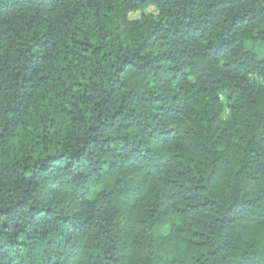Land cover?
<instances>
[{
	"label": "clouds",
	"instance_id": "9594fccd",
	"mask_svg": "<svg viewBox=\"0 0 264 264\" xmlns=\"http://www.w3.org/2000/svg\"><path fill=\"white\" fill-rule=\"evenodd\" d=\"M149 7L154 14L145 12ZM178 12L175 2L165 0H146L136 9L124 0H0V168L9 170L0 211L18 215L31 202L33 208L47 205L45 211L65 221L43 232L21 220L32 238L15 237L27 246L11 264H264V87L254 89L257 80L264 85V71L249 62L251 52L264 59V0H244L220 14L218 32L234 17L255 23L218 62L211 53L199 54L206 41L181 55L171 32L158 39L154 22L175 20ZM81 15L93 18L111 40L108 49L119 55L103 68L95 65L90 107L73 110L70 122L57 107L49 119L48 111L41 112L46 105L34 101L50 94L47 78L56 53L71 36L69 21ZM43 40L50 43L41 48ZM180 47L185 49L183 41ZM241 64L246 66L231 71ZM153 72L161 82L176 77L160 89L167 99L155 119L161 110L143 99ZM221 96L228 97L225 104L212 103ZM25 119L42 133L39 150L36 132L27 133V144L17 135L27 131L20 128ZM21 153L25 159L17 163L12 157ZM229 153L233 158L225 166ZM65 158L74 171L62 166ZM68 183L86 190L73 196ZM141 187L148 191L137 200ZM42 188L43 197L37 195ZM125 188L128 202L114 199ZM193 204V214L180 215ZM122 209L138 217L135 231L124 228ZM8 231L18 229L10 225ZM0 264H10L9 257H0Z\"/></svg>",
	"mask_w": 264,
	"mask_h": 264
},
{
	"label": "trees",
	"instance_id": "16d2710c",
	"mask_svg": "<svg viewBox=\"0 0 264 264\" xmlns=\"http://www.w3.org/2000/svg\"><path fill=\"white\" fill-rule=\"evenodd\" d=\"M91 2L92 0H89V4H91ZM145 2L146 0H124V3L132 9L138 8L140 5L145 4ZM169 2H175L176 6L179 8L176 19L172 21L161 19L160 21L154 23L158 24L157 32L161 33L160 36H158V39H164L167 32L172 33V36L176 38L175 47L179 48L181 55H183L184 51H191V44L198 42L203 44V42L206 41L207 43L200 48L199 54L202 58H205L211 53L212 62H218L219 59L227 55L228 52L232 50V45L238 39V34L246 28L249 23H255V18L251 21L245 20L241 23L239 17H234L231 22L224 24L222 30L219 32L217 31V29L221 27L219 22L220 14L225 11H231L233 8L241 5L244 0H165V3ZM149 9L153 10V12L149 14L155 13V9L151 7L146 8L145 12ZM69 23L72 24V28L70 29L71 36L59 46V51L56 53L55 60L53 61L55 66L52 67L51 75L47 78L51 87L48 88L46 92L50 94L47 95V99H45V96L42 95L38 101H34V103H42L46 105L41 109V112L48 111L49 119L55 115L56 108L59 107L60 113L66 117V122H70L73 119V110H84L86 106H91V92L95 87L93 77L99 75V69H97L95 65H100L101 68H103L104 62L107 59L110 58L114 60L116 55H119V50L114 53L108 49V46L111 44V40L108 35L104 34L103 31H98V29L93 26L95 23L93 18L81 15L79 18L71 19ZM125 23H127V20ZM177 25H182V27H176ZM173 27H176V31L172 30ZM182 41L186 45L185 49L180 47ZM49 43V40H43L40 47L44 48L49 45ZM153 43H155V41H153ZM260 46L264 47V35L261 36ZM33 55H35V53H33ZM98 56L99 59H97ZM257 57V52H251V55L249 56L250 66L264 71V59H257ZM70 61L71 64L69 63ZM242 66L246 65H236V68L231 69V71L235 72ZM57 68H59V72H57ZM194 70L202 71L201 68L195 65ZM17 75H19V73H17ZM186 75V73L181 74V78H184ZM156 76L157 73L153 72V78L144 89L148 95L143 97L146 102L155 103L161 110L160 112L153 114V119H155L157 115L162 114L163 102L167 99L164 96V92L160 91V89L175 82L176 79V77L173 76L170 81L161 82L160 79L155 78ZM45 79V76H40L41 81H44ZM133 86H135V81L133 82ZM225 87L227 86L222 85V89ZM262 87H264V85L257 80L254 89L258 90ZM81 89L83 91H81ZM153 91L156 93L155 96L152 95ZM172 99L174 100L175 96H173ZM227 99L228 97L224 98L223 96L220 98L216 97L213 98L212 103L215 104L216 102H219L223 105L226 103ZM77 101H79V103ZM185 103H187V101H185ZM229 114V111L225 109L224 116L227 118ZM57 119H59V117H57ZM41 127H48V125L41 122ZM20 128L27 130H18L17 132L18 136L24 137L25 144L31 142V138L27 135V133L36 132L35 141L37 150L43 147V141L41 140L42 133L38 130H34L28 119H25V123L20 125ZM129 132L131 133L130 128ZM217 148L218 150H223L224 145H217ZM2 149L3 142H0V150ZM133 151H135V149H133ZM12 158L17 160V163L25 159L22 153L18 154V156H13ZM34 158L35 154L29 158V164H31V160ZM232 158L233 154L229 153L223 161L224 165L227 166ZM62 166L70 172L75 170L71 159L69 158L64 159V164ZM6 171H9L7 166L0 168V197H3L4 195ZM24 175H30V171H25ZM7 179L10 183L16 184V181L12 179L11 175H9ZM16 187L18 189V196L23 200V190H20L19 184H16ZM66 187L72 192L73 196H77L86 190L82 185L78 186L72 183H68ZM56 188L58 190L60 185L57 184ZM147 191V187H141L135 199H143V196ZM129 194L130 189L125 188L123 190V196H117L114 199H122L125 203H127ZM37 195L43 197L44 189L42 188L41 192ZM104 195L106 197L109 193H105ZM28 203V210L25 211L24 208H21L18 215L16 213L0 211V218H2L0 219V257H9L10 264L11 260L15 259L16 256L19 255L20 249L27 246L26 241H17L15 237L19 234H23L28 239L32 238L31 233L25 231V226H21V220L25 221V225L31 223L38 226V228L43 232H52L57 228V226L65 225V221L62 220L54 210L52 212L45 211L48 207L47 205L41 206L37 204L35 205V208H33L31 206V202ZM197 208L198 206L193 204L192 206L183 209L182 212H180V210H178V212H180V215H190L193 214ZM108 211L109 210H105L106 213ZM94 214L95 213H93V215ZM120 218L125 229L129 231L136 230L138 217H132L129 215L127 209H122L120 211ZM14 219L15 222H13ZM77 223H79V221H77ZM10 225L12 228L18 229V231L10 233L8 231ZM172 227H175V225ZM36 230L37 227H33L32 233H35ZM189 234L192 237L201 235L195 231H190ZM4 241L7 242L5 243ZM227 243L228 242L225 241V244L221 246L223 247ZM10 245H15V250L10 247ZM13 251H15V255H13ZM20 264H25V262L21 260Z\"/></svg>",
	"mask_w": 264,
	"mask_h": 264
},
{
	"label": "rangeland",
	"instance_id": "374dc122",
	"mask_svg": "<svg viewBox=\"0 0 264 264\" xmlns=\"http://www.w3.org/2000/svg\"><path fill=\"white\" fill-rule=\"evenodd\" d=\"M151 12H153L152 9H149V10L146 11V13H151ZM134 15H136L138 17L140 14H134ZM130 18L131 19H135V17H130Z\"/></svg>",
	"mask_w": 264,
	"mask_h": 264
}]
</instances>
